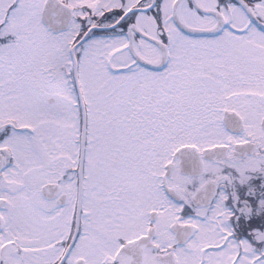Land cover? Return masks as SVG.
Returning a JSON list of instances; mask_svg holds the SVG:
<instances>
[{
    "label": "snow or ice",
    "instance_id": "6c2138e0",
    "mask_svg": "<svg viewBox=\"0 0 264 264\" xmlns=\"http://www.w3.org/2000/svg\"><path fill=\"white\" fill-rule=\"evenodd\" d=\"M0 264H264V0H0Z\"/></svg>",
    "mask_w": 264,
    "mask_h": 264
}]
</instances>
